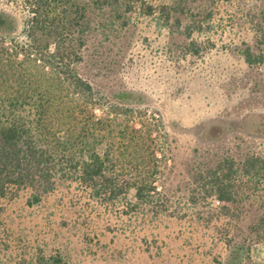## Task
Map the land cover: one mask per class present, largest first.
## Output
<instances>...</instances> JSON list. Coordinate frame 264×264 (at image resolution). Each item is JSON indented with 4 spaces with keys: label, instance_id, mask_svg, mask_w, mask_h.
I'll use <instances>...</instances> for the list:
<instances>
[{
    "label": "rangeland",
    "instance_id": "obj_1",
    "mask_svg": "<svg viewBox=\"0 0 264 264\" xmlns=\"http://www.w3.org/2000/svg\"><path fill=\"white\" fill-rule=\"evenodd\" d=\"M150 1L151 15L137 7L125 24L91 29L80 71L102 90L130 89L140 98L124 104L135 116L119 113L118 126L139 125L141 111L161 119L155 144L144 143L162 156L157 205L136 199L133 188L93 196L75 178H56L48 189L11 186L0 195V264H264V235L253 229L257 202L245 200L239 218L225 217L195 180L223 157L238 161L264 149L263 136L240 129L219 139L202 132L264 112V59L249 64L242 53L249 44L264 58L262 1ZM0 7L19 20L18 7L6 0ZM115 163L121 178L137 174L124 154Z\"/></svg>",
    "mask_w": 264,
    "mask_h": 264
},
{
    "label": "trees",
    "instance_id": "obj_2",
    "mask_svg": "<svg viewBox=\"0 0 264 264\" xmlns=\"http://www.w3.org/2000/svg\"><path fill=\"white\" fill-rule=\"evenodd\" d=\"M261 1L259 28L264 39ZM6 2L18 7L20 18L0 7V195L11 186L37 184L48 189L62 177L80 181L93 196H114L133 188L136 199L156 206L159 191L155 179L162 156L156 153L151 134L159 130L161 119L142 118L145 112L141 111L139 125L118 126L119 113L129 109L133 114V108L124 106L136 98L133 91L102 90L80 71L91 29L104 31L120 18L125 24L126 13L137 7L151 15L155 11L153 2ZM170 15L171 11L163 12L161 20L167 23ZM242 53L249 64H261L264 59L263 53L255 52L249 44ZM93 60L101 69L100 58ZM230 129L264 137V112L252 111L225 124L215 121L202 132L205 138L219 139ZM147 139L153 145L148 142L145 146ZM120 153L128 157L137 174L119 176L115 161ZM195 180L205 197L215 199L217 212L225 217L239 218L245 200L250 199V206L256 201L253 229L264 235V149L247 152L238 161L223 157L214 168L204 173L198 170ZM249 188L251 192L247 193ZM234 251L239 248L235 246Z\"/></svg>",
    "mask_w": 264,
    "mask_h": 264
}]
</instances>
